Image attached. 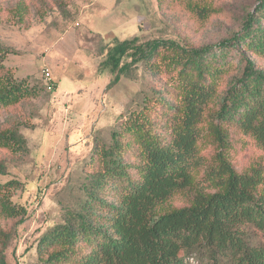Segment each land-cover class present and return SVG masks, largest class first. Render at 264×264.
Wrapping results in <instances>:
<instances>
[{"label":"trees","instance_id":"trees-1","mask_svg":"<svg viewBox=\"0 0 264 264\" xmlns=\"http://www.w3.org/2000/svg\"><path fill=\"white\" fill-rule=\"evenodd\" d=\"M70 1L31 2L45 14ZM102 52L111 85L141 66L158 86L96 144L81 196L39 239L36 264H264V169L240 172L230 154L240 137L264 149V0L218 43L115 38ZM11 53L0 43V108L32 94L5 67ZM27 145L19 125H0V176ZM21 186L0 184V264L26 221L12 202ZM178 195L186 203L168 206Z\"/></svg>","mask_w":264,"mask_h":264},{"label":"rangeland","instance_id":"rangeland-1","mask_svg":"<svg viewBox=\"0 0 264 264\" xmlns=\"http://www.w3.org/2000/svg\"><path fill=\"white\" fill-rule=\"evenodd\" d=\"M31 1L0 0V43L14 51L5 67L32 92L0 108V125H19L28 144L25 153L8 161V175L0 176V184L22 183L12 202L27 211L9 246L11 264L37 263L39 239L81 196V179L84 169H92L96 144H109L112 131L158 86L141 66L111 85L114 75L101 66L103 47L115 38L135 37L218 43L240 30L258 0H71L67 9L45 14ZM44 68L58 83L54 92L47 89ZM210 152L207 145L204 153ZM230 154L240 172L264 169V149L250 137L237 139ZM186 200L178 195L168 206Z\"/></svg>","mask_w":264,"mask_h":264},{"label":"built area","instance_id":"built-area-1","mask_svg":"<svg viewBox=\"0 0 264 264\" xmlns=\"http://www.w3.org/2000/svg\"><path fill=\"white\" fill-rule=\"evenodd\" d=\"M43 76L46 80V84H47V89L49 91H53L54 90V83L52 81V76H51V71L49 68H44L43 71Z\"/></svg>","mask_w":264,"mask_h":264}]
</instances>
